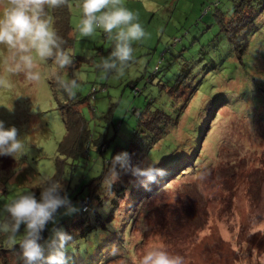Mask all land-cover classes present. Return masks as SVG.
I'll return each instance as SVG.
<instances>
[{
  "label": "rangeland",
  "instance_id": "rangeland-1",
  "mask_svg": "<svg viewBox=\"0 0 264 264\" xmlns=\"http://www.w3.org/2000/svg\"><path fill=\"white\" fill-rule=\"evenodd\" d=\"M4 2L0 0V5ZM77 3L75 0L70 15L74 28L80 16ZM159 3L165 6L152 16L140 5L126 2L146 35L133 42L135 59L120 78L104 79L92 63L110 51L102 32L91 37L76 32L71 53L79 55L76 60L83 56L87 61L79 62L81 65L74 70L73 76L83 77L76 93L85 100L73 109L54 96L48 80L54 72L52 66L42 63L41 79L29 82L22 74L4 72V50L0 48V120L6 128L14 126L17 136L28 145L19 159L0 155V205L22 190H35L44 178L56 174L61 183L69 182L74 188L76 183L97 176L105 156L134 143L139 131L145 129L139 123L138 112L143 114L153 105L170 102V96L158 91L157 82L161 80L171 86V93L178 85L186 88L188 98L184 96L187 99L178 107L179 124L174 133L184 145L181 153L189 165L175 173L174 180L181 174L176 181L165 183L163 190L145 199H132L133 190H124L115 202L117 208L109 213L114 228L111 236H106L101 246L93 241L86 248L84 239L70 241L65 258H75V264H136L146 247L163 244L169 253L183 256L184 264H264V12L239 60L238 53L223 45L225 37L216 18L217 11L227 10L229 0ZM48 12L53 23L52 8ZM94 47H101L103 52ZM102 83L107 90L99 89ZM92 85L98 89L88 100ZM133 86L140 91L137 95ZM109 109L112 115H108ZM78 115L91 134L90 140L114 139L103 154L93 146L86 157L72 161L57 152V145L67 137L66 124L77 125L72 122ZM187 121L195 128L202 122L193 147L191 137L182 130ZM161 135L156 158L176 148L167 130ZM114 188L106 186L104 200L109 197L107 191ZM80 196L70 203L75 210L80 208ZM73 212L66 213L61 207L45 224L49 234L41 243L57 229L67 233L63 225L68 221H60ZM0 246V264L4 254L11 255L5 257L7 264L19 261L18 248L8 251L2 234Z\"/></svg>",
  "mask_w": 264,
  "mask_h": 264
},
{
  "label": "clouds",
  "instance_id": "clouds-1",
  "mask_svg": "<svg viewBox=\"0 0 264 264\" xmlns=\"http://www.w3.org/2000/svg\"><path fill=\"white\" fill-rule=\"evenodd\" d=\"M62 3L64 0H5L0 5V48L4 50L5 73L22 74L25 80L37 82L42 77L41 64L44 62L51 60L61 70L72 65L73 55L62 47V38L52 26L48 12ZM76 7L80 12L75 25L78 34L91 37L100 31L110 44V51L96 62V69L103 77L124 76L135 59L133 42L141 41L146 35L137 14L127 8L123 0H78ZM143 7L149 12L157 10L154 0H144ZM81 79L83 77H58L57 83L69 98H73ZM27 150L28 145L17 136V129L14 126L6 128L0 120V155L19 159ZM110 165V179L106 185L109 189L119 177L118 168L130 172L144 187L166 174L165 169L157 167L156 161L132 164L126 151L113 155ZM39 189L38 196L29 189L22 190L0 205V234L6 237L10 248L19 246L21 264H64L65 248L72 237L57 229L42 244L40 233L45 224L54 219L57 209L64 207L65 212L70 213L75 208L67 194H62L60 180L46 177ZM136 264H184V257L169 253L163 244H154L145 248Z\"/></svg>",
  "mask_w": 264,
  "mask_h": 264
},
{
  "label": "trees",
  "instance_id": "trees-1",
  "mask_svg": "<svg viewBox=\"0 0 264 264\" xmlns=\"http://www.w3.org/2000/svg\"><path fill=\"white\" fill-rule=\"evenodd\" d=\"M124 3L131 2V4L140 5L142 11L148 14H153L157 12V10L163 6L164 4L159 3L161 0H154L155 3H157V10L154 12H149L143 7L144 0H123ZM230 5L227 8L226 11H217L219 12L216 15L217 22L219 23V31L221 34L224 35L223 45L228 46V49L232 51L234 54L238 53L237 58L241 60V55L244 53L246 49V43L248 42V39L252 35L255 26L256 21L260 14L264 12V0H229ZM72 2V3H71ZM75 0H64V3H62L60 6L56 8H52V19L53 23L52 26L56 30L59 37L62 38L63 44L62 47L65 51H68L70 54L71 50L74 48L75 43V36H76V30L73 26V23L71 21L70 15L72 12V8L74 5ZM127 6V4L125 5ZM103 39H106V36L102 33ZM244 47V48H243ZM243 48V49H242ZM94 49L102 50V48H96ZM221 49L224 51L223 47ZM109 50V49H108ZM74 52V51H72ZM109 52V51H108ZM223 53V52H222ZM75 54V55H74ZM73 55V63L71 66H69L66 70L57 69L56 66L51 62V60L47 61V64L49 66H52L54 68V72L49 75V84L50 87L54 93L55 98L62 100L65 103V106H68L73 109L74 105H77L79 102H83L85 98H80L79 95H75L73 98H69L58 86L57 78H64L63 75L66 77H72L74 75V70L78 69V67L81 65L79 62L87 61V59L83 58V56H80V59H77L79 55L76 56V53ZM91 63V62H90ZM92 63L96 64L95 60L92 61ZM128 69V68H127ZM158 67H156L155 71H158ZM96 71L98 69H95ZM154 71V72H155ZM188 72H186L185 75L179 77L178 80H176V83H180V78L185 77ZM130 75L129 73H127ZM153 76H155V73L150 75L149 81L152 82ZM103 77V76H102ZM113 77V75H109L108 77H104V79H108ZM139 77H142L139 76ZM136 83V82H135ZM99 89L107 90L106 86L102 83V85H99ZM158 91H163L167 94V96H170L169 103H161L158 105H153V109L146 110L143 114H141V111L138 112V120L140 124L144 125V130L139 131L138 136L136 137V140L134 143H128L124 147L120 146L119 148L113 149L111 151V154L108 156H105V161L102 165V170L99 172L97 176H94L92 178L86 179L84 182L83 180L79 183L75 184V187L70 185V183L66 181H62L63 185V193L67 194V197L72 202L73 199L77 198V196H80L81 194H85L83 196H80V200L78 203L80 204V208L78 210H75L72 215H64L63 218H61V223L65 220L68 221L67 224L64 223L63 227L66 228L67 233L72 237L71 242L78 241L79 239H84L86 242L85 248L88 246L90 242L97 241L99 242L97 245L101 246L103 241L106 238V236L112 234V230L114 229L112 227L113 221L110 220L111 215L109 214L112 208H117L115 206V202L124 192L126 189L133 190L132 199H136V196L139 199H145L148 197V195H153V193L158 192L160 190H163V186L165 183L169 181H176L179 176H176V179L174 180V175L178 170H184L183 167H187L189 165L188 158L184 157L181 153L183 150V144L182 142H179L178 139H176L174 128L176 125L179 124V118H177V112L180 113L178 107L183 106V103L188 98V96L185 95L186 88H182L181 86H177L176 90H172L171 93V86H166L162 83V81L157 82ZM170 87V88H169ZM97 87L94 85L91 86V91L88 97H86L88 100L93 97L94 92H97ZM133 92L134 95H137L140 91L136 86H133ZM187 94V93H186ZM184 96L185 99H184ZM184 99V100H183ZM179 100V101H178ZM220 99L219 101H221ZM178 101V102H177ZM219 101L211 103L216 104ZM153 103L152 101L149 102V104ZM149 104L147 105V109L149 107ZM168 107V108H167ZM206 106H203L201 108V111L199 112V115L201 116V112L205 109ZM111 109V108H110ZM109 109L108 115H112V111ZM182 111V108H181ZM137 114V111H133V113ZM72 113H77V111H72ZM76 114V115H77ZM144 116V117H141ZM76 121L72 122L77 125L71 126L69 123L66 124L67 129V137H64L62 141H60L57 145L58 149L57 152L61 154L62 156H66L69 159H72V161L82 159L81 157H86V154L89 152L90 148L93 146L96 148V150L103 154L107 146H109V142L114 139L113 136H110L107 140H95L93 137L90 140L89 131L87 129V126L85 123L81 121V116H76ZM78 120V122H77ZM145 120V121H144ZM193 118H191V121ZM187 126L185 125L182 130L186 134V136L191 137V143L190 146H194L195 139L198 136V125H201L202 122H199L197 127L191 126L189 122L187 121ZM192 127V129H191ZM167 130V132L170 134V137L173 138V141L176 142V148L173 152H168L166 155H163L161 158H156L155 152L159 150L160 143L159 141L162 138V131ZM134 132V131H133ZM134 134V133H133ZM102 136V135H101ZM175 145V144H174ZM170 148V146H169ZM178 148V149H177ZM126 151L129 154L130 162L132 164H140L143 162V164H148L151 161L157 162V167L165 169L166 174L163 176H158L157 180L153 183H150L148 187H144L140 182L138 183L133 177L130 172L124 171L122 169H117L119 173L118 179L112 184V186H115L113 190L107 191L109 197L107 200H104L103 197L106 193L103 191L106 189V184L108 182V179H110V160L111 157L119 152ZM72 167V166H71ZM73 176L70 175L69 180ZM53 178H56L60 180L59 175L56 174V176ZM65 180V179H64ZM61 181V180H60ZM39 185L36 186L35 190H33V193L37 196L39 195L40 189ZM84 209V210H83ZM57 209V211H59ZM83 210V211H82ZM113 218V217H112ZM60 223V224H61ZM23 225V224H22ZM21 225V226H22ZM72 231V232H71ZM22 232V230H20ZM73 233V234H72ZM49 234V229L44 226L43 230L40 233V243L44 238H46ZM2 241H5L2 239ZM97 246V247H98ZM19 248L18 245L14 246L13 248H8V251L15 252L16 249ZM96 248V247H95ZM0 249L1 246H0ZM97 248L95 249V251ZM6 251V250H5ZM11 255L4 254V260L2 264H7L8 261L5 259V257H8ZM9 258V257H8ZM75 258H65L64 264H75ZM17 264H21L20 261L17 262Z\"/></svg>",
  "mask_w": 264,
  "mask_h": 264
},
{
  "label": "bare ground",
  "instance_id": "bare-ground-1",
  "mask_svg": "<svg viewBox=\"0 0 264 264\" xmlns=\"http://www.w3.org/2000/svg\"><path fill=\"white\" fill-rule=\"evenodd\" d=\"M83 210H84V209H83ZM83 210H82V211H83Z\"/></svg>",
  "mask_w": 264,
  "mask_h": 264
}]
</instances>
